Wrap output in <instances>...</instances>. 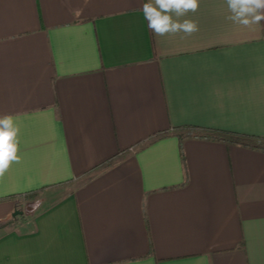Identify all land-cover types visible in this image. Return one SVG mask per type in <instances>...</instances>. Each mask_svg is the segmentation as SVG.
I'll return each mask as SVG.
<instances>
[{"label":"crops","instance_id":"obj_1","mask_svg":"<svg viewBox=\"0 0 264 264\" xmlns=\"http://www.w3.org/2000/svg\"><path fill=\"white\" fill-rule=\"evenodd\" d=\"M146 2L0 0L20 157L0 177V264H264V151L155 137L264 138V21L199 0L172 13L197 32L159 36Z\"/></svg>","mask_w":264,"mask_h":264},{"label":"clouds","instance_id":"obj_2","mask_svg":"<svg viewBox=\"0 0 264 264\" xmlns=\"http://www.w3.org/2000/svg\"><path fill=\"white\" fill-rule=\"evenodd\" d=\"M230 15L227 17L233 23L244 27L258 25L264 21V0H226ZM199 0H148L142 6L148 28L156 35L184 32L191 35L199 30L193 20L180 22L173 19L185 15L188 11L198 9ZM19 128L10 115L0 116V177H3L13 162L18 163Z\"/></svg>","mask_w":264,"mask_h":264},{"label":"trees","instance_id":"obj_3","mask_svg":"<svg viewBox=\"0 0 264 264\" xmlns=\"http://www.w3.org/2000/svg\"><path fill=\"white\" fill-rule=\"evenodd\" d=\"M171 132L177 134L180 140L182 141L184 138L206 139L211 141H222L227 144H234L253 150L264 151V138L225 132V131L204 129L195 126H184L180 128H174L170 132H166L164 134H158L155 137H162ZM107 164H109V162L106 163V165ZM39 192L40 191L31 192L24 196H34L37 195ZM15 219H17V217H15ZM12 224H13V220L10 221L7 225L11 226Z\"/></svg>","mask_w":264,"mask_h":264},{"label":"rangeland","instance_id":"obj_4","mask_svg":"<svg viewBox=\"0 0 264 264\" xmlns=\"http://www.w3.org/2000/svg\"><path fill=\"white\" fill-rule=\"evenodd\" d=\"M40 198L42 199V195H39L30 200L28 204L21 207L20 212L25 211L29 214L33 213L40 205Z\"/></svg>","mask_w":264,"mask_h":264},{"label":"water","instance_id":"obj_5","mask_svg":"<svg viewBox=\"0 0 264 264\" xmlns=\"http://www.w3.org/2000/svg\"><path fill=\"white\" fill-rule=\"evenodd\" d=\"M23 214V212H19V211H17V212H15L14 214H13V217L15 218V217H17V216H19V215H22Z\"/></svg>","mask_w":264,"mask_h":264}]
</instances>
